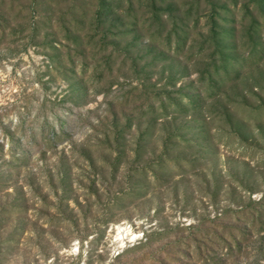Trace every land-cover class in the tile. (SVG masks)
Listing matches in <instances>:
<instances>
[{"label":"rangeland","instance_id":"1","mask_svg":"<svg viewBox=\"0 0 264 264\" xmlns=\"http://www.w3.org/2000/svg\"><path fill=\"white\" fill-rule=\"evenodd\" d=\"M106 1L0 0V264H264V2Z\"/></svg>","mask_w":264,"mask_h":264},{"label":"trees","instance_id":"2","mask_svg":"<svg viewBox=\"0 0 264 264\" xmlns=\"http://www.w3.org/2000/svg\"><path fill=\"white\" fill-rule=\"evenodd\" d=\"M258 1L261 2V3L264 2V0H258ZM101 4L104 7V10H106V6L108 5L107 1L106 0H101ZM102 12H103V10H102ZM214 25H216V23H214ZM217 27H219L218 24H217ZM226 32L229 33V31H227V30L213 29L211 31V35H210L211 41L214 42L216 48L218 47L217 50H218V53L220 55V57H218V58H220L222 61H223V59H226V58L231 59L230 56H228L225 53H223V50L228 48L227 45L225 43H221L223 41V39L226 36H228V34H226ZM258 50L259 49H255V48L252 49V51H254V53H255V51H258ZM229 51L231 52L232 49H229Z\"/></svg>","mask_w":264,"mask_h":264},{"label":"built area","instance_id":"3","mask_svg":"<svg viewBox=\"0 0 264 264\" xmlns=\"http://www.w3.org/2000/svg\"><path fill=\"white\" fill-rule=\"evenodd\" d=\"M127 226V225H126ZM130 226L128 225L126 228H129ZM130 230H131V228H129ZM115 231H116V229H115ZM132 231V235H134V237L132 238V239H127V238H124L123 239V242L122 243H120V241H118L117 239H115V247H114V251H116V250H118V249H120V248H122L123 246H126V245H129V244H132V242H134V241H136V240H138V238H143V232H138V231H133V230H131ZM116 233V232H115ZM115 233H114V235H115ZM115 237V236H114ZM77 248V247H76Z\"/></svg>","mask_w":264,"mask_h":264},{"label":"bare ground","instance_id":"4","mask_svg":"<svg viewBox=\"0 0 264 264\" xmlns=\"http://www.w3.org/2000/svg\"><path fill=\"white\" fill-rule=\"evenodd\" d=\"M115 229H116L115 231L116 233L114 235L115 237L114 236L113 237L114 239L120 241V243L123 242L124 238L132 239L134 237V235H132V231L129 228H126V226L117 225L115 226Z\"/></svg>","mask_w":264,"mask_h":264}]
</instances>
